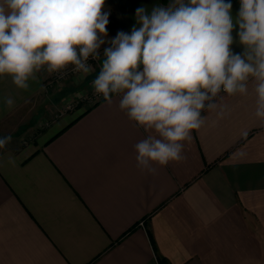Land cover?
<instances>
[{
  "label": "crops",
  "instance_id": "obj_1",
  "mask_svg": "<svg viewBox=\"0 0 264 264\" xmlns=\"http://www.w3.org/2000/svg\"><path fill=\"white\" fill-rule=\"evenodd\" d=\"M171 2L105 0L104 39L139 27L138 8ZM231 3L236 17L240 0ZM238 31L231 47L242 54ZM53 74L42 69L27 90L0 76V138L14 130L0 148V264H160L158 255L169 264H264V119L251 78L246 95L221 91L212 101L223 117L202 111L182 160L148 172L134 147L148 133L120 109L121 97L77 104L79 83L67 75L54 89Z\"/></svg>",
  "mask_w": 264,
  "mask_h": 264
},
{
  "label": "clouds",
  "instance_id": "obj_2",
  "mask_svg": "<svg viewBox=\"0 0 264 264\" xmlns=\"http://www.w3.org/2000/svg\"><path fill=\"white\" fill-rule=\"evenodd\" d=\"M105 0H0V76L27 90L42 69L85 75L91 57L102 66L92 86L148 135L135 144L137 167L155 172L183 159L184 142L205 123L202 111L223 117L214 99L248 93L254 81L257 118L264 119V0H172L168 6L136 10L139 27L108 39ZM238 26L242 54L234 53ZM11 107L14 100L4 98ZM10 137L0 138L4 148Z\"/></svg>",
  "mask_w": 264,
  "mask_h": 264
},
{
  "label": "rangeland",
  "instance_id": "obj_3",
  "mask_svg": "<svg viewBox=\"0 0 264 264\" xmlns=\"http://www.w3.org/2000/svg\"><path fill=\"white\" fill-rule=\"evenodd\" d=\"M99 51H100V56H103V49H100ZM91 66L93 68V71L91 73H89L88 75H85V74L79 72V73L69 74L67 76V78L68 77H71V76L75 78V80H76V81H74L75 84H76V82L79 83V85L76 84L75 86H77V89H82L83 93H87V92L90 91L89 90L90 87L91 88L93 87L92 86L93 80L98 76V69H97L98 68V62H93L91 64ZM84 75L85 76H88V77H85ZM63 80L65 81L66 78L63 79ZM67 80H69V79H67ZM61 82H62V80L60 82H56L55 85H53L52 88L55 89V88L60 87V86H57L56 87V85L57 84H61ZM87 84H90V85H87ZM49 109H50V112H52L51 113L52 114L51 116L53 117V115L57 112L56 111L57 106L54 105V104H52V105H50V108ZM13 131H14L13 129L9 130L7 136L10 137V135H13V133H12ZM25 131H27V128H26L25 125H22V127H20V135H24L23 139H25V137L27 136V134H25ZM14 134H15V132H14Z\"/></svg>",
  "mask_w": 264,
  "mask_h": 264
},
{
  "label": "built area",
  "instance_id": "obj_4",
  "mask_svg": "<svg viewBox=\"0 0 264 264\" xmlns=\"http://www.w3.org/2000/svg\"><path fill=\"white\" fill-rule=\"evenodd\" d=\"M93 62H99V60H94L92 59L91 57L89 58L88 60V64H92ZM74 73H79V72H73L72 71V66H69V68L67 70H65L64 74L61 75L60 73H54L53 74V80H51V84L53 83H56V82H60L65 76L69 75V74H74ZM81 98L82 99H79L77 101V104L82 100V101H85L87 102L88 104H95L97 103L98 101H100L101 99H103L102 95H98L95 93L94 91V88L91 89L89 92L87 93H83L81 95ZM76 105L75 102H69L67 104V106H65L64 108L58 110V112H63L65 110H69V109H72L74 106Z\"/></svg>",
  "mask_w": 264,
  "mask_h": 264
},
{
  "label": "trees",
  "instance_id": "obj_5",
  "mask_svg": "<svg viewBox=\"0 0 264 264\" xmlns=\"http://www.w3.org/2000/svg\"><path fill=\"white\" fill-rule=\"evenodd\" d=\"M150 236H151L152 243L155 247L154 239H153L151 233H150ZM158 260L160 261V264H169L168 260L163 256L158 255Z\"/></svg>",
  "mask_w": 264,
  "mask_h": 264
},
{
  "label": "water",
  "instance_id": "obj_6",
  "mask_svg": "<svg viewBox=\"0 0 264 264\" xmlns=\"http://www.w3.org/2000/svg\"><path fill=\"white\" fill-rule=\"evenodd\" d=\"M102 60H103V56H101V62H98L99 66H102Z\"/></svg>",
  "mask_w": 264,
  "mask_h": 264
}]
</instances>
